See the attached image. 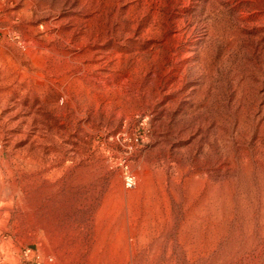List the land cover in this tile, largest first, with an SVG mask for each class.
<instances>
[{"label": "rangeland", "instance_id": "obj_1", "mask_svg": "<svg viewBox=\"0 0 264 264\" xmlns=\"http://www.w3.org/2000/svg\"><path fill=\"white\" fill-rule=\"evenodd\" d=\"M263 4L0 0V264H264Z\"/></svg>", "mask_w": 264, "mask_h": 264}, {"label": "bare ground", "instance_id": "obj_2", "mask_svg": "<svg viewBox=\"0 0 264 264\" xmlns=\"http://www.w3.org/2000/svg\"><path fill=\"white\" fill-rule=\"evenodd\" d=\"M261 1H263V0H261ZM187 3V2H186ZM264 5V4H263ZM165 6V5H164ZM120 7V6H119ZM144 8V7H143ZM41 9V8H40ZM146 9V8H145ZM148 9V8H147ZM122 10V9H121ZM120 10V11H121ZM173 10V9H172ZM105 12V11H104ZM107 12H108V10H107ZM111 12V11H110ZM118 12V11H117ZM147 12V11H146ZM145 13V12H144ZM151 13V12H150ZM174 13V12H173ZM264 13V12H263ZM40 14V13H39ZM105 14V13H104ZM109 14V13H108ZM116 14H118V13H116ZM115 14V15H116ZM140 14V13H139ZM183 14V13H182ZM186 14V13H185ZM36 15H37V13H36ZM120 15V14H119ZM124 15V14H123ZM144 15V14H143ZM161 15V14H160ZM102 16V15H101ZM100 16V17H101ZM121 16V15H120ZM126 16V15H125ZM124 16V17H125ZM156 16V15H155ZM154 16V17H155ZM173 16V15H172ZM39 17V16H38ZM111 17V16H110ZM115 17V16H114ZM138 17V16H137ZM150 17V16H149ZM190 17V16H189ZM193 17V16H192ZM261 17V16H260ZM264 18V17H263ZM131 19V18H130ZM151 19V18H150ZM160 19V18H159ZM166 19V18H165ZM109 20V19H108ZM114 20V19H113ZM157 20V19H156ZM173 20V19H172ZM175 20V19H174ZM119 21V20H118ZM158 21V20H157ZM160 21V20H159ZM188 21V20H187ZM178 21H176V23H177ZM204 22V21H203ZM121 23V22H120ZM150 23V22H149ZM154 23V22H153ZM54 24V23H53ZM115 24V23H114ZM111 25V24H110ZM112 25H113V23H112ZM147 25V24H146ZM149 25V24H148ZM152 25H154V24H152ZM159 26H161L160 24H159ZM167 26V25H166ZM184 26V25H183ZM199 26H200V24H199ZM102 27H103V25H102ZM107 27V26H106ZM146 27V26H145ZM185 27V26H184ZM38 28V27H37ZM101 28V27H100ZM105 28V27H104ZM109 28V27H108ZM115 28V27H114ZM148 28V27H147ZM177 28V27H176ZM112 29H113V26H112ZM159 29H160V27H155V26H152V27H150L149 29H145V31L147 32V33H152V32H155V31H158L159 32ZM165 29H166V27H165ZM190 29V28H189ZM38 30V29H37ZM45 30V29H44ZM182 30V29H181ZM35 31V30H34ZM108 31V30H107ZM113 31V30H112ZM161 31V30H160ZM167 31V30H166ZM193 31V29H191V30H188L187 32L190 34L191 32ZM100 32V31H99ZM128 33V32H127ZM156 33V32H155ZM182 33V32H181ZM211 33V32H210ZM105 34H107V33H105ZM116 34V33H115ZM100 35V34H99ZM161 35V34H160ZM213 35V34H212ZM85 36V35H84ZM101 36V35H100ZM109 36V35H108ZM117 36V35H116ZM155 36H156V34H155ZM165 36V35H164ZM173 36V35H172ZM183 34H175L173 37H171L172 39H179V40H181L182 38H183ZM89 37V36H88ZM144 37V36H143ZM142 37V38H143ZM146 37V36H145ZM159 37V36H158ZM168 38V37H167ZM171 38L170 39H165V42H164V46L165 47H170L169 46V44H170V41H171ZM194 38V37H193ZM200 38V37H199ZM84 39V38H83ZM88 39V38H87ZM157 39V38H156ZM158 39H160V38H158ZM256 39V38H255ZM263 39V38H262ZM69 40V39H68ZM81 40V39H80ZM90 40V39H89ZM100 40H102V39H100L99 37H96L94 40H93V42L94 43H97V42H99ZM193 40V39H192ZM240 40V39H239ZM257 40V39H256ZM260 40V39H259ZM206 41V40H205ZM92 42V41H91ZM69 43V42H68ZM184 43V42H183ZM80 44V43H79ZM87 44V42H84L83 44H81L80 46H79V48L80 49H83V47L85 46ZM92 44V43H91ZM76 45V44H75ZM102 45V44H101ZM263 45V44H262ZM70 46V45H69ZM89 46V45H88ZM174 46H177V45H174ZM183 46V45H182ZM198 46V45H197ZM232 46V45H231ZM231 46H230V48H231ZM260 46V45H259ZM92 47V46H91ZM159 47H161V46H159ZM180 47V46H179ZM178 47V48H179ZM71 48V47H70ZM86 48V47H85ZM89 48V47H88ZM197 48V47H196ZM199 48V47H198ZM260 48V47H259ZM173 49V48H172ZM200 49V48H199ZM218 49V48H217ZM261 49V48H260ZM76 50V49H75ZM155 50V49H154ZM161 50V49H160ZM168 50V49H167ZM194 50V49H193ZM52 51V50H51ZM73 51V50H72ZM83 51V50H82ZM171 51V50H170ZM174 51H175V49H174ZM200 51V50H199ZM228 51V50H227ZM261 51V50H260ZM88 52V51H87ZM94 52V51H93ZM92 52V53H93ZM97 52V51H96ZM154 52V51H153ZM161 52V51H160ZM180 52V51H179ZM201 52V51H200ZM230 52V51H229ZM264 52V51H263ZM63 53V52H62ZM100 53V52H99ZM152 53V52H151ZM178 53V52H177ZM177 53L176 54H174V55H172V56H170V59L171 60H173V62H176L177 61ZM187 54H185V57H192L195 53H188V52H186ZM214 53V52H213ZM89 54V53H88ZM95 54V53H94ZM182 54V53H181ZM180 54V55H181ZM225 54V53H224ZM264 54V53H263ZM53 55H55V54H53ZM86 55V54H85ZM144 55V54H143ZM179 55V56H180ZM227 55V54H226ZM69 56H70V53H69ZM95 56H96V54H95ZM99 56V55H98ZM146 56V55H145ZM155 57H154V59H153V62L155 63V65H158V61L161 59V55L159 56V54L157 53L156 55H154ZM167 56V54H166V52L163 54V56H162V58L164 59L165 57ZM184 56V55H183ZM224 56V55H223ZM88 57V56H87ZM201 57V56H200ZM206 57V56H205ZM228 57V56H227ZM264 57V56H263ZM64 58V57H63ZM76 58V57H75ZM78 59H79V57H77ZM86 58V57H85ZM93 58V57H92ZM223 58V57H222ZM66 59V58H65ZM69 59H71V58H69ZM73 59H74V57H73ZM146 59H149V58H146ZM145 59V60H146ZM180 59V58H179ZM263 59V58H262ZM68 60V59H67ZM72 60V59H71ZM170 60V61H171ZM201 60V59H200ZM215 60V59H214ZM45 61H46V59H45ZM135 61V60H134ZM191 61V60H190ZM225 61V60H224ZM262 61V60H261ZM47 62V61H46ZM194 62V61H193ZM204 62V61H203ZM207 62V61H206ZM223 62V61H222ZM54 63V62H53ZM199 63V62H198ZM197 63V64H198ZM202 63V62H201ZM217 63V62H216ZM264 63V62H263ZM57 64V63H56ZM72 64V63H71ZM138 64V63H137ZM184 64V63H183ZM192 64V63H191ZM260 64V63H259ZM45 65V64H44ZM140 65V64H139ZM144 65V64H143ZM264 65V64H263ZM262 65V66H263ZM65 66V65H64ZM88 66V65H87ZM86 66V67H87ZM91 66V65H90ZM95 66V65H94ZM152 66H153V64H152ZM192 66V65H191ZM203 66H204V64H203ZM46 67V66H45ZM63 67V66H62ZM67 67H69V66H67ZM147 67V66H146ZM155 67H157V66H155ZM159 67H165V68H167V70L169 69V67L167 66V63L165 62V61H162L161 63H159ZM180 67V66H179ZM182 67V66H181ZM187 67V66H186ZM192 67H194V66H192ZM260 67V66H259ZM42 68V67H41ZM47 68V67H46ZM137 68H139V67H137ZM145 68V67H144ZM152 68V67H151ZM172 68V67H171ZM170 68V69H171ZM206 68V67H205ZM224 68V67H223ZM60 69H61V67H60ZM67 69V68H66ZM142 69V68H141ZM148 69V68H147ZM156 69V68H155ZM188 69V68H187ZM196 69V68H195ZM261 69V68H260ZM25 70V69H24ZM43 70H45V69H43ZM90 70V69H89ZM132 70V69H131ZM140 70V69H139ZM152 70V69H151ZM157 70V69H156ZM224 70V69H223ZM255 70V69H254ZM262 70V69H261ZM64 71V70H63ZM67 71V70H66ZM130 71V70H129ZM184 71V70H183ZM190 71V70H189ZM188 71V72H189ZM53 72H55V71H53ZM65 72V71H64ZM143 72V71H142ZM146 72V71H145ZM166 72V71H165ZM165 72H163V73H165ZM191 72V71H190ZM199 72V71H198ZM206 72V71H205ZM224 72H226V71H224ZM22 73V72H21ZM47 73V72H46ZM130 73V72H129ZM136 73H138V72H136ZM144 73V72H143ZM148 73V72H147ZM160 73V72H159ZM23 74V73H22ZM45 74V73H44ZM60 74H63L62 72L60 73ZM135 74V73H134ZM142 74V73H141ZM145 74V73H144ZM170 74V73H169ZM204 74H206V73H204ZM203 74V75H204ZM224 74V73H223ZM264 74V73H263ZM30 75V74H29ZM28 75V76H29ZM64 75V74H63ZM258 75V74H257ZM38 77H40L41 78V76L40 75H37ZM43 76V75H42ZM49 76V75H48ZM148 76V75H147ZM151 76V75H150ZM149 76V77H150ZM157 75H156V73H154L153 74V77L152 78H155ZM190 76V75H189ZM210 76V75H209ZM223 76V75H222ZM159 77V76H158ZM167 77V76H166ZM205 77V76H204ZM63 78V77H62ZM128 78V77H127ZM140 78V77H139ZM148 78V77H147ZM146 78V80H148ZM168 78H169V76H168ZM176 78V77H175ZM196 78H197V76H196ZM23 79V78H22ZM21 79V80H22ZM27 79V78H26ZM43 79V78H42ZM187 79V78H186ZM191 79H193V78H191ZM190 79V80H191ZM207 79H208V77H207ZM250 79V78H249ZM261 79V78H260ZM264 79V78H263ZM131 80V79H130ZM209 80V79H208ZM237 80V79H236ZM256 80H257V78H256ZM37 81V80H36ZM43 81H45V80H43ZM126 81V80H125ZM225 81V80H224ZM245 81V80H244ZM250 81V80H249ZM248 81V82H249ZM150 82V81H149ZM156 82V81H155ZM181 82V81H180ZM238 82V81H237ZM246 82H247V79H246ZM251 82V81H250ZM139 83V82H138ZM141 83V82H140ZM199 83V82H198ZM209 83V82H208ZM234 83V82H233ZM30 84V83H29ZM164 84V83H163ZM176 84V83H175ZM203 84V83H202ZM251 84V83H250ZM133 85H135V84H133ZM158 85V84H157ZM210 85V84H209ZM262 85H263V82L262 83H260L259 85H258V89H261V87H262ZM30 86V85H29ZM136 86V85H135ZM210 86H212V85H210ZM222 86V85H221ZM241 86V85H240ZM245 86V85H244ZM252 86V85H251ZM254 86V85H253ZM170 87V86H169ZM235 87V86H234ZM238 87V86H237ZM255 87V86H254ZM135 88H139L138 86L137 87H135ZM151 88V87H150ZM153 88H154V86H153ZM204 88V87H203ZM239 88V87H238ZM252 88V87H251ZM250 88V89H251ZM147 89V88H146ZM172 89V88H171ZM174 89V88H173ZM192 89V88H191ZM247 89V88H246ZM135 90V89H134ZM177 90V89H176ZM175 90V91H176ZM187 90V89H186ZM221 90V89H220ZM242 90V89H241ZM252 90V89H251ZM39 91V90H38ZM123 91V90H122ZM150 91V90H149ZM173 91V90H172ZM171 91V92H172ZM190 91V90H189ZM193 91V90H192ZM134 92V91H133ZM167 92V91H166ZM241 92V91H240ZM246 93H247V91H245ZM126 93H127V91H126ZM168 93V92H167ZM201 93V92H200ZM203 93V92H202ZM242 93V92H241ZM255 93V92H254ZM119 94V93H118ZM128 94H130V93H128ZM133 94V93H132ZM150 94V93H149ZM183 94V93H182ZM121 95V94H120ZM131 95V94H130ZM138 95V94H137ZM181 95V94H180ZM200 95V94H199ZM248 95V94H247ZM246 95V96H247ZM39 96V95H38ZM146 96V95H145ZM161 96V95H160ZM186 96V95H185ZM253 96V95H252ZM257 96V95H256ZM134 97V96H133ZM159 96H157V98H158ZM176 98H178V97H176ZM180 98V97H179ZM204 98V97H203ZM260 98H261V101L264 99V94H261L260 95ZM154 99V98H153ZM159 99V98H158ZM147 100H149V99H147ZM177 100V99H176ZM179 100V99H178ZM259 100V99H258ZM42 101V100H41ZM120 101V100H119ZM124 101V99L121 101V102H123ZM127 101V100H126ZM180 101V100H179ZM251 101V100H250ZM249 101V102H250ZM254 101V100H253ZM257 101V100H256ZM261 101H259V105L261 104ZM152 102V101H151ZM149 103V102H148ZM176 103V102H175ZM229 103V102H228ZM245 103V102H244ZM171 104V103H170ZM249 104V103H248ZM252 104V103H251ZM247 105V104H246ZM167 106V105H166ZM171 106V105H170ZM230 106V105H229ZM251 106V105H250ZM173 107H174V105H173ZM243 107V106H242ZM20 109V108H19ZM38 109V108H37ZM168 109V108H167ZM264 110V108H257L256 110H255V113H257L258 111H260V110ZM254 110V109H253ZM40 111V110H39ZM38 111V112H39ZM242 111V110H241ZM245 112V111H244ZM254 112V111H253ZM203 113V112H202ZM224 113V112H223ZM246 113V112H245ZM36 114V113H35ZM243 114V113H242ZM252 114V113H251ZM251 114H249V115H251ZM254 114V113H253ZM120 115H121V113H120ZM252 116V115H251ZM257 117V116H256ZM246 118V117H245ZM244 119V118H243ZM257 119V118H256ZM262 119V117L261 116H259L258 117V122L260 121ZM252 120V119H251ZM241 121V120H240ZM248 121V120H247ZM243 122V121H242ZM217 123V122H216ZM232 123V122H231ZM254 123V122H253ZM264 123V122H263ZM242 125V124H241ZM263 125V124H262ZM253 126V125H252ZM187 127V126H186ZM249 127H251L250 125H249ZM254 127V126H253ZM189 128V127H188ZM204 128V127H203ZM239 128V127H238ZM248 128V127H247ZM261 128V127H260ZM241 129V128H240ZM255 129V128H254ZM260 130H262V129H260ZM191 131V130H190ZM240 131V130H239ZM244 131V130H243ZM259 131V130H258ZM238 132V131H237ZM251 132H252V129H251ZM260 133V132H259ZM237 134V136H239L238 135V133H236ZM249 134V133H248ZM262 135H263V133H262ZM261 135V136H262ZM247 137V136H246ZM257 137V136H256ZM263 138V137H262ZM259 140V139H258ZM261 142H262V140H261ZM248 147V146H247ZM250 147V146H249ZM254 148V147H253ZM255 150H256V148H255ZM258 151L260 152V155H259V157H257L259 160H261V161H263V156H262V153L264 152V146L262 145V144H258ZM252 153V152H251ZM250 153V154H251ZM264 154V153H263ZM250 158V157H249ZM253 161H254V159H253ZM133 182H135V177L133 176V175H130V176H128V186L130 185V186H132L131 184L133 183Z\"/></svg>", "mask_w": 264, "mask_h": 264}, {"label": "built area", "instance_id": "obj_3", "mask_svg": "<svg viewBox=\"0 0 264 264\" xmlns=\"http://www.w3.org/2000/svg\"><path fill=\"white\" fill-rule=\"evenodd\" d=\"M34 264H49V263H46V262H44V261H40V260H38V261H36Z\"/></svg>", "mask_w": 264, "mask_h": 264}]
</instances>
